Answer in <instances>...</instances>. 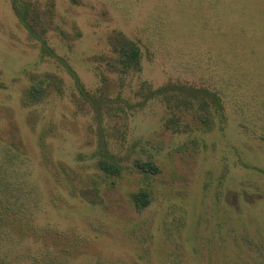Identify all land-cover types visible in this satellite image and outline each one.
I'll list each match as a JSON object with an SVG mask.
<instances>
[{"label":"rangeland","instance_id":"1","mask_svg":"<svg viewBox=\"0 0 264 264\" xmlns=\"http://www.w3.org/2000/svg\"><path fill=\"white\" fill-rule=\"evenodd\" d=\"M24 1L35 28L86 89H103L119 110L104 106L97 116L65 69L42 55L12 0H0V108L10 113L0 111V117L16 121L17 140L36 166L39 184L54 187L45 179L28 114L19 107L38 73H56L65 83L63 97L52 95L38 108L56 127L48 138L52 157L85 177L103 138L124 160L120 177L100 181L98 205L64 194L60 207H52L45 198L39 222L76 228L91 241L84 250L89 259L103 254L125 264H264V0ZM117 32L142 50L141 70L122 83L108 68ZM217 73L243 83L210 131L167 130L159 102L136 109L115 102L122 93L136 103L144 80L155 88L179 79L201 85ZM135 161H152L159 170L144 175ZM140 190L151 202L138 213L131 195Z\"/></svg>","mask_w":264,"mask_h":264},{"label":"trees","instance_id":"2","mask_svg":"<svg viewBox=\"0 0 264 264\" xmlns=\"http://www.w3.org/2000/svg\"><path fill=\"white\" fill-rule=\"evenodd\" d=\"M12 9L28 34L39 41L42 55L54 59L65 69L78 95L94 108L97 116L101 117L104 106L110 112H119L103 89L96 94L87 90L72 66L54 52L35 28L26 1L12 0ZM111 43L114 58L108 62V68L121 78L122 83L124 78L141 70L142 50L123 32H117ZM211 75L207 79L209 83L201 85L184 83L179 79L155 88L144 80L139 83L135 93L139 97L136 103H130L122 97V93L115 98V102L118 106L128 105L130 109L159 102L167 112L163 120L167 130L178 134L199 129L210 131L218 117L225 118L226 106L233 102L232 93H241L243 83L241 78L235 81L231 76L227 79V76H218V73ZM64 86V79L56 73H38L31 77L29 85L19 97L20 109L28 114L26 123L38 137L45 179L54 182V187L46 183V187H49L47 190L39 184L36 166L22 142L17 140L16 135L20 130L16 121L3 118L5 115L10 116V113L8 109L0 108L1 112H8L0 117V264H125L121 259L103 254L86 258L84 250L91 241L79 234L76 228L65 230L51 223L39 222L37 214L44 210L45 198H48L52 207H60L64 194L98 205L102 185L100 181L120 177L124 169L123 157L111 150L103 138L102 146L92 158L95 160L93 171L85 177L64 161H56L52 157L48 150V138L56 132V127L41 115L38 108L52 95L63 97ZM188 117H191L192 123ZM134 167L144 175L157 174L159 170L152 161H135ZM131 199L136 211L141 213L150 204L151 195L146 190H140L133 193Z\"/></svg>","mask_w":264,"mask_h":264}]
</instances>
